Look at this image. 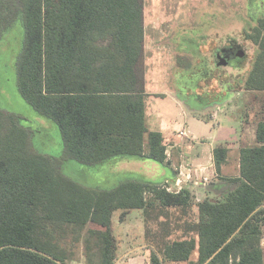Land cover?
<instances>
[{"label":"trees","instance_id":"obj_1","mask_svg":"<svg viewBox=\"0 0 264 264\" xmlns=\"http://www.w3.org/2000/svg\"><path fill=\"white\" fill-rule=\"evenodd\" d=\"M18 1L24 40L17 89L58 126L64 151L61 159L35 151L30 128L0 108V264H70L79 250L84 264H114L113 212L134 209L143 215L145 264H263L264 119L255 128L259 145L240 151L235 188L215 200L194 204L186 189L138 180L109 190L70 180L58 170L68 158L93 165L165 160L162 134L145 124L137 71L143 0ZM243 33L257 46L243 88L263 92L264 16ZM225 154L215 147L217 170Z\"/></svg>","mask_w":264,"mask_h":264},{"label":"rangeland","instance_id":"obj_2","mask_svg":"<svg viewBox=\"0 0 264 264\" xmlns=\"http://www.w3.org/2000/svg\"><path fill=\"white\" fill-rule=\"evenodd\" d=\"M260 16H264V0H143L144 49L138 72L140 79L142 82L148 81L146 85L155 91L162 87L163 79L168 80L180 91L177 94L175 90L176 97L185 98L191 107L198 110L209 106V96L214 95L221 102L231 101L234 93L245 90L243 81L257 51V46L247 40L243 32L251 29ZM6 22L12 24L0 35V108L6 113L17 114L21 117V124L30 128L35 151L61 159L64 148L58 126L33 110L17 89L16 63L24 40L18 0H0V29ZM229 39L247 47V58L240 67V61L232 62L227 67L220 62L219 65L225 69L219 77L214 71L211 78L208 76L214 70V64L208 65L211 50L215 45L226 44ZM231 82L234 85L227 88L224 94L218 92L221 85ZM248 95L245 97L248 109L258 118L262 117L264 93ZM156 101L150 99L149 112L155 111ZM232 102H236V98ZM241 114L240 111H232L230 118H238ZM208 124L213 127L211 120ZM182 127L188 128L181 119L177 122L163 120L161 129L169 132ZM203 142L208 141L203 139ZM118 160L121 159L111 158L102 165H93L68 158L59 162L58 170L83 186L102 190L112 189L127 180L147 179V168L142 169L137 164L119 166ZM141 160L156 163L152 159ZM215 187H225L223 193L226 194L235 185L217 184ZM124 212L116 210L112 215L113 233L120 257L130 250L128 246L135 248L143 246L145 242L141 211L135 209L126 212L125 221L121 222ZM81 254L79 250L80 256L70 264H84ZM195 257L193 253L191 260ZM165 264L187 263L166 261Z\"/></svg>","mask_w":264,"mask_h":264},{"label":"crops","instance_id":"obj_3","mask_svg":"<svg viewBox=\"0 0 264 264\" xmlns=\"http://www.w3.org/2000/svg\"><path fill=\"white\" fill-rule=\"evenodd\" d=\"M137 71L139 72V69ZM163 81L162 87L158 91H155L151 86L148 87L146 85L148 81L144 80L142 82L141 80V84L145 94V124L148 131L162 134L166 147L165 160L163 162L154 160L156 163H153L141 160L150 159L147 157L137 159L120 158L121 160L117 161L120 163L118 165L134 166L133 164H137V167L147 168V171H149V174L146 175L147 179L141 182L151 186L168 187L171 192H179L186 189L190 192L194 204L204 199L215 200L223 197L225 195L223 193L225 187L219 189L215 186L217 184L235 185L232 179L240 177L241 149L259 145L255 138V128L257 123L264 119V113L262 117L258 118L257 114L255 116L253 112H250L245 97L248 94H257L260 91L242 90L241 92H236L229 102H221L214 95L209 96V106L204 110H198L191 107L185 98L176 97L175 90H177V94H180L176 86L172 85L168 80L163 79ZM232 83L221 85L219 91H217L224 94L227 88L234 85ZM151 98L157 101L155 103V111L149 112L148 105L151 104L149 103ZM235 98L236 102L233 103L232 100ZM261 102H259L260 105H263ZM232 111L234 113L240 111L242 114L238 118H230ZM176 119L183 120V124H186L188 128L182 127L184 129L179 128V130L169 132L161 129L163 120H175L177 122ZM209 120L213 122L212 128L208 124ZM182 130L187 131L186 137L180 135ZM203 139L208 142H203ZM217 146H223L226 149L225 158L220 164L219 170L216 169L214 159V149ZM178 171H183L184 174L189 173L191 178L185 179L181 177ZM203 177L208 178L207 183L202 182ZM122 211L125 212L121 215V222L125 221L124 215L130 210ZM141 220L143 222V215ZM113 231L112 222V233ZM144 245L135 246V248L128 246L130 250L120 257L117 242V255L120 260L117 264L126 262L127 264H145L146 252L143 251ZM261 246L264 251V238L261 241ZM194 253L197 256L196 252ZM194 260H196V257Z\"/></svg>","mask_w":264,"mask_h":264},{"label":"flooded vegetation","instance_id":"obj_4","mask_svg":"<svg viewBox=\"0 0 264 264\" xmlns=\"http://www.w3.org/2000/svg\"><path fill=\"white\" fill-rule=\"evenodd\" d=\"M238 50H243L244 55L242 57L236 56L234 58H231L233 57L234 53H238L237 52ZM247 53H248L247 47L235 41L228 40L227 43L224 45L223 44L221 46H219V44L215 45L211 50L209 62L207 61L208 65L214 64V70H212L208 76L213 78L215 72L218 74L217 77L220 76V73L225 69L224 66L222 68V66L219 65L220 62L225 63V66L227 67L232 62L240 61L239 62V67H240L244 59L247 58Z\"/></svg>","mask_w":264,"mask_h":264},{"label":"built area","instance_id":"obj_5","mask_svg":"<svg viewBox=\"0 0 264 264\" xmlns=\"http://www.w3.org/2000/svg\"><path fill=\"white\" fill-rule=\"evenodd\" d=\"M180 135L186 137V136H187V131H186V130H182V131H180ZM178 174H179L181 177H184L185 179H190V178H191V175H190L189 173L184 174L183 171H178ZM202 182H203V183H207V182H208V178H207V177H203V178H202ZM166 189H167L168 191L171 192V189H170V188L166 187Z\"/></svg>","mask_w":264,"mask_h":264},{"label":"water","instance_id":"obj_6","mask_svg":"<svg viewBox=\"0 0 264 264\" xmlns=\"http://www.w3.org/2000/svg\"><path fill=\"white\" fill-rule=\"evenodd\" d=\"M238 53H234V55H233V57H231V58H234V57H236V56H238V57H242L243 55H244V51L243 50H238L237 51ZM119 261L117 260L116 262H115V264H117Z\"/></svg>","mask_w":264,"mask_h":264}]
</instances>
